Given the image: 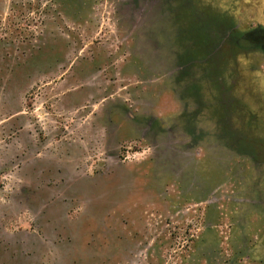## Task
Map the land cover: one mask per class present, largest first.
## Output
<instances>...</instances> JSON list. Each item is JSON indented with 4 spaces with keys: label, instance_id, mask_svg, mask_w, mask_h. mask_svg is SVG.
Masks as SVG:
<instances>
[{
    "label": "rangeland",
    "instance_id": "obj_1",
    "mask_svg": "<svg viewBox=\"0 0 264 264\" xmlns=\"http://www.w3.org/2000/svg\"><path fill=\"white\" fill-rule=\"evenodd\" d=\"M0 264H264V0H0Z\"/></svg>",
    "mask_w": 264,
    "mask_h": 264
}]
</instances>
